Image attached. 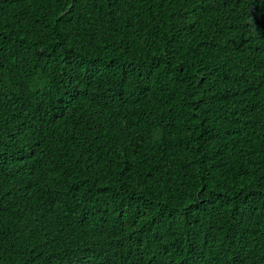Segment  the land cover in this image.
<instances>
[{"label": "trees", "instance_id": "1", "mask_svg": "<svg viewBox=\"0 0 264 264\" xmlns=\"http://www.w3.org/2000/svg\"><path fill=\"white\" fill-rule=\"evenodd\" d=\"M0 264H264V0H0Z\"/></svg>", "mask_w": 264, "mask_h": 264}]
</instances>
